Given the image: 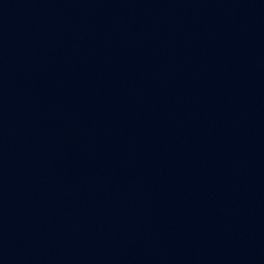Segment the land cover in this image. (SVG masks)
Masks as SVG:
<instances>
[{
  "label": "water",
  "instance_id": "water-1",
  "mask_svg": "<svg viewBox=\"0 0 264 264\" xmlns=\"http://www.w3.org/2000/svg\"><path fill=\"white\" fill-rule=\"evenodd\" d=\"M0 264H264V0H0Z\"/></svg>",
  "mask_w": 264,
  "mask_h": 264
}]
</instances>
